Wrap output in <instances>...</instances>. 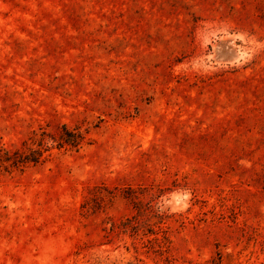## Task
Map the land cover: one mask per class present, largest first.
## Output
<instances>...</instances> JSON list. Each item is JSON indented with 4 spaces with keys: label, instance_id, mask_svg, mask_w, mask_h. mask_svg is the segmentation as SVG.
<instances>
[{
    "label": "rangeland",
    "instance_id": "rangeland-1",
    "mask_svg": "<svg viewBox=\"0 0 264 264\" xmlns=\"http://www.w3.org/2000/svg\"><path fill=\"white\" fill-rule=\"evenodd\" d=\"M0 264H264V0H0Z\"/></svg>",
    "mask_w": 264,
    "mask_h": 264
},
{
    "label": "trees",
    "instance_id": "trees-1",
    "mask_svg": "<svg viewBox=\"0 0 264 264\" xmlns=\"http://www.w3.org/2000/svg\"><path fill=\"white\" fill-rule=\"evenodd\" d=\"M81 136L80 134H76L73 132H66V136H65V142L71 146L76 147L79 143L78 141H80ZM31 151V150H30ZM7 156H9L7 154ZM42 157V151H31L29 155H23L20 157V159L18 160L17 157L15 158L16 160H14V164L17 165L19 163H34V164H38L41 160Z\"/></svg>",
    "mask_w": 264,
    "mask_h": 264
}]
</instances>
